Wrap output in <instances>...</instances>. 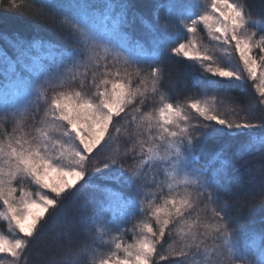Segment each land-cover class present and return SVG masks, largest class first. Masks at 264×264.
I'll return each instance as SVG.
<instances>
[{
  "label": "snow or ice",
  "instance_id": "obj_1",
  "mask_svg": "<svg viewBox=\"0 0 264 264\" xmlns=\"http://www.w3.org/2000/svg\"><path fill=\"white\" fill-rule=\"evenodd\" d=\"M6 10L66 31L75 46L57 48L51 64L30 61L33 45L20 37L8 38L15 59L0 52V74L25 92L22 104L0 106V221L10 233L0 232V264H27L30 246L67 215L88 183L89 157L112 143L110 132L119 135L126 114L134 131L103 165L105 178L125 190L82 203L76 242L48 264H264V230L236 227L231 211L240 197L230 203L223 195L240 184L244 195L258 191L264 208V165L257 180L251 169L236 174L223 146L201 159L210 141L236 144L240 160L264 153V120L228 119L215 96L174 102L162 66L166 56L192 61L210 74L196 86L216 91L251 82L264 108V15L243 0H156L157 23L129 0H26L25 7L12 0ZM135 21L148 29L146 43L128 33ZM201 33L234 52L242 68L217 64ZM121 41L139 54L126 55ZM76 81L78 89L66 87ZM49 88L60 90L49 97ZM149 97L157 106L146 109ZM191 110L203 123L192 122Z\"/></svg>",
  "mask_w": 264,
  "mask_h": 264
},
{
  "label": "trees",
  "instance_id": "obj_2",
  "mask_svg": "<svg viewBox=\"0 0 264 264\" xmlns=\"http://www.w3.org/2000/svg\"><path fill=\"white\" fill-rule=\"evenodd\" d=\"M11 2L12 0H6L5 5L0 7V52H6L9 57L15 59V51L8 42V38L15 39L20 37L25 41L31 42L33 45L27 53V58H29L30 61L35 60L38 64H51L53 60L56 59L55 51L57 48H70L75 46L73 38L69 36L66 31H56L48 25L34 22L26 15L6 10ZM16 2L19 3L21 7L26 6V0H16ZM54 2L63 3L66 2V0H54ZM94 2L102 4L104 0H94ZM129 2L133 6V11L146 17L149 21L154 23L158 22L154 19L153 15L156 0H129ZM243 2L248 5L254 14L264 15V0H243ZM159 16L160 21H162L164 17L163 10L160 11ZM50 23L59 24V20L54 22L50 21ZM103 30L101 26V31ZM127 31L134 40H140L145 43L148 41V29L139 21L133 22ZM126 53L131 54L132 57L139 54L138 51L130 48H127ZM162 66L166 73V83L169 85L168 94L174 102L183 105L189 100H210L211 97L215 96L216 101H219V103L216 104L217 112L228 119L240 120L246 116L247 119L254 122L264 120V108H261L257 104V96L254 89L251 87V82L242 85L241 88L236 90L216 91L211 88H205L202 84L196 86L195 81L207 80L210 78V74L198 65H195L192 61L166 56L163 59ZM11 81L12 79H5L3 74H0V96L4 94L7 96H14V93L9 92L10 87L8 88V83ZM6 87L8 89V94L5 92ZM66 87L78 89L79 81L69 83ZM59 90L60 89L49 88V97H51L55 91ZM83 91L87 94H91L93 89L87 86ZM232 101H237L239 103V108H237L236 111H233L236 105L233 104ZM3 105L4 104L0 102V106ZM156 106V102L153 101L151 97L148 98L144 105L146 109ZM44 107L45 106L41 104V113ZM249 109L251 110L249 111ZM129 111L131 113V109ZM130 118V114H126L121 118V123L117 125L121 129L119 135L110 132L113 138L112 143H116V141L122 143L127 142V137L134 131L127 123ZM37 119H39V116H37ZM192 122L203 123L202 118L199 117ZM109 145L110 144H108V146ZM222 146L225 147L228 156L231 158L234 169L239 170L236 174H244L246 169H251L256 179L259 180V169L264 165V153H255L246 157L244 160H240L236 157V144H222L210 141L201 150L202 161L206 160L211 152ZM100 147L104 148L103 145ZM98 152L100 153L99 155H97ZM102 156L103 152L98 148L92 156L89 157L87 164L88 175L85 178L88 183L75 197H73L67 215L58 222V225L45 229L39 239L30 246L27 264H48L49 259L54 254L63 252L64 245L69 243L74 244L76 242L80 229L79 218L82 215L80 211V205L82 203L89 200H101L104 193L109 191L119 193L125 190L123 186L112 183L105 178L110 170L103 169L104 164ZM97 167H100L102 171L96 173L94 169ZM97 186H99V188ZM77 187H79V185H77ZM243 187V185L234 183L230 190L223 194L224 198L231 203L235 201L236 196H239V202L234 204L231 211V215L236 217L235 226H242L245 231L254 230L259 233L261 230H264V208L258 206L260 200L259 192L257 191L244 195L242 191ZM89 208H87L83 214H86ZM64 229H71V231L66 232ZM4 231L3 223L0 222V232ZM126 238H130L129 235ZM161 264H169V261H162Z\"/></svg>",
  "mask_w": 264,
  "mask_h": 264
},
{
  "label": "rangeland",
  "instance_id": "obj_3",
  "mask_svg": "<svg viewBox=\"0 0 264 264\" xmlns=\"http://www.w3.org/2000/svg\"><path fill=\"white\" fill-rule=\"evenodd\" d=\"M106 37L108 40H117L118 39L117 37L113 36L111 33H106ZM200 40H201L202 47H207L209 49V54L214 56L215 62L217 64H221V65L227 64L236 70H240L242 68V66L239 64L238 58L234 52H231V54H229L230 50H228V51L222 50V48L226 47V46L217 45L216 42L211 41L204 33L200 34ZM120 43H121V46L124 47L125 49L128 48L127 44L124 41H121ZM125 54L132 57L131 54H128V53H125ZM9 87H10L9 92L14 93V96H7L6 94H4V95L0 96V102L4 105L5 104H8V105L22 104L24 102V97H25L24 89L21 86H18L16 84V82L13 80L8 83V88ZM5 92L8 94L7 87H6ZM218 103H219V101H215V109L217 107L216 104H218ZM190 117H191L192 121H195V119L198 117V114L195 113L194 110H191L190 111ZM126 144H127V142L122 143V142L116 141V143H110V145L107 148H104L103 156H102L103 157V164L108 161V158L110 156L115 154V150L117 148H120L122 150L126 146ZM32 188H33V190H35V186H32ZM49 195H52V194H49ZM91 210H92V207L89 208L88 212ZM0 222L3 223V229H5L4 234L10 235V233L8 232L6 222H4V221H0ZM129 237H130V233H129Z\"/></svg>",
  "mask_w": 264,
  "mask_h": 264
}]
</instances>
